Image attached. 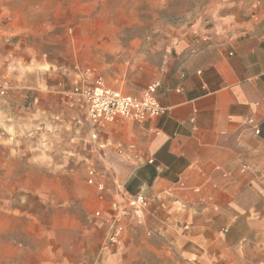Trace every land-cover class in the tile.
Listing matches in <instances>:
<instances>
[{
  "label": "crops",
  "instance_id": "0c3cea01",
  "mask_svg": "<svg viewBox=\"0 0 264 264\" xmlns=\"http://www.w3.org/2000/svg\"><path fill=\"white\" fill-rule=\"evenodd\" d=\"M209 10L210 25L178 36L151 78L103 79L134 96L159 80L156 117L93 126L73 89L91 87L95 70L18 52L0 36L4 96L18 107L17 133L56 169L80 173L77 197L98 217L93 229L114 222V202L126 209L140 194L143 211L120 217L130 245L142 233L163 239L160 249L178 260L264 264V0H213Z\"/></svg>",
  "mask_w": 264,
  "mask_h": 264
},
{
  "label": "rangeland",
  "instance_id": "374dc122",
  "mask_svg": "<svg viewBox=\"0 0 264 264\" xmlns=\"http://www.w3.org/2000/svg\"><path fill=\"white\" fill-rule=\"evenodd\" d=\"M212 1L0 0V36L18 52L131 84L160 71L178 36L210 25ZM16 110L0 96V264H194L162 251L156 235L138 233L132 246L122 229L108 242L110 223L93 229L98 217L77 197L80 173L45 161L30 136L17 133Z\"/></svg>",
  "mask_w": 264,
  "mask_h": 264
},
{
  "label": "built area",
  "instance_id": "2783aa9c",
  "mask_svg": "<svg viewBox=\"0 0 264 264\" xmlns=\"http://www.w3.org/2000/svg\"><path fill=\"white\" fill-rule=\"evenodd\" d=\"M90 70H86L89 72ZM160 85L157 80L149 84L140 95H127L122 92L112 89L104 84L101 77H95L93 84L89 88L80 89L75 87L73 92L79 94L86 103L87 118L93 126H101L103 124L112 123L118 118L132 120L135 122H144L149 118L156 117L163 112V107L155 96V89ZM8 90L7 81L0 75V96L6 94ZM258 132V130H256ZM95 138L96 134L93 133ZM129 149L133 145L128 146ZM117 153H124V148H116ZM95 171L88 170V182L94 180ZM147 201L142 195L130 197L127 202V208H121L117 202L112 204V209L115 211L114 222L111 224L108 242L116 243L120 239L122 233V225L120 217L132 210L134 214L141 213L146 207Z\"/></svg>",
  "mask_w": 264,
  "mask_h": 264
}]
</instances>
